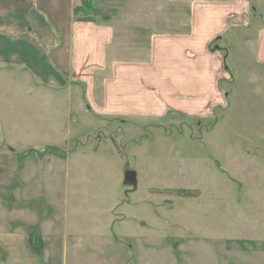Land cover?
<instances>
[{"label":"rangeland","instance_id":"1","mask_svg":"<svg viewBox=\"0 0 264 264\" xmlns=\"http://www.w3.org/2000/svg\"><path fill=\"white\" fill-rule=\"evenodd\" d=\"M87 1L79 17L114 26L110 60L146 59L150 32L189 24L187 0ZM45 15L0 0V264H264L255 85L210 118L104 117L55 66L61 32ZM40 233L48 259L25 245Z\"/></svg>","mask_w":264,"mask_h":264},{"label":"crops","instance_id":"2","mask_svg":"<svg viewBox=\"0 0 264 264\" xmlns=\"http://www.w3.org/2000/svg\"><path fill=\"white\" fill-rule=\"evenodd\" d=\"M36 1L61 32L55 66L85 84L89 106L98 115L123 123L152 122L167 112L210 118L229 112L234 99L240 94L244 98L243 84H253L251 94L258 99L254 105L263 125L264 0H187L186 30L150 32L147 58L133 61L109 59L113 25L75 20L73 9L68 11L70 0ZM28 3L34 10L35 4ZM235 104L238 110L247 105ZM40 235V252L31 248L27 235L25 245L34 255L46 256L52 250L47 242L54 240Z\"/></svg>","mask_w":264,"mask_h":264},{"label":"trees","instance_id":"3","mask_svg":"<svg viewBox=\"0 0 264 264\" xmlns=\"http://www.w3.org/2000/svg\"><path fill=\"white\" fill-rule=\"evenodd\" d=\"M93 5L91 4L90 1H87L85 0L83 2V5L82 6H78V7H75L73 9V12L75 14V19L76 20H92V18L90 17H79L77 14L80 13V11L83 10V8H92ZM30 244H31V247L34 249V251L36 252H40L42 249H43V244H42V241L39 239V237H36L34 235H30Z\"/></svg>","mask_w":264,"mask_h":264},{"label":"water","instance_id":"4","mask_svg":"<svg viewBox=\"0 0 264 264\" xmlns=\"http://www.w3.org/2000/svg\"><path fill=\"white\" fill-rule=\"evenodd\" d=\"M125 175L130 177L134 182L137 181V172L135 170H126Z\"/></svg>","mask_w":264,"mask_h":264}]
</instances>
